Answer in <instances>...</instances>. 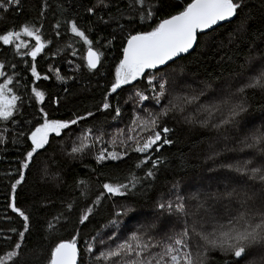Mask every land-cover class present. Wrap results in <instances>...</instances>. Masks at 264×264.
<instances>
[{"label": "trees", "instance_id": "trees-1", "mask_svg": "<svg viewBox=\"0 0 264 264\" xmlns=\"http://www.w3.org/2000/svg\"><path fill=\"white\" fill-rule=\"evenodd\" d=\"M161 2L163 6L156 13V18L143 24L128 18L127 0H111L108 8L98 10L96 14H89L86 9L96 4L97 0H21L19 12L13 9L7 14L0 13L3 16L0 19V33L8 29H19L25 23L41 29L47 47L38 55L35 63L38 72L49 77L48 80L41 79L33 85L29 71L33 63L31 57L16 56L12 46L0 44V63L6 65L7 74H12L13 71L19 74L17 79L20 80L21 87L16 92L23 100L15 124L0 121V135L4 136V143H0V254L10 249L11 244L19 239L17 233L23 231L22 219L7 205L13 195L11 184L19 178V163L31 143L26 137L39 118V108L44 107L52 118L64 120L76 116L87 117L88 112L93 113V116L72 126V132L91 128L94 134L102 130L106 132L115 122L129 124L132 111L131 107L124 104V95L121 92L111 94L109 102L112 108L109 110L101 109L103 97L114 79L115 66L122 56L121 49L129 32L148 30L159 19L178 11L172 5L182 4L183 0ZM45 3L47 7H43ZM118 9L125 10V14L121 16ZM68 20H75L85 31L91 28L89 35L94 42L101 39V45L96 47L104 55L96 70L87 69L84 60L86 46L66 31ZM58 21L60 37L55 36V25ZM23 39L29 44L35 43L28 37ZM109 40L112 41L110 46L103 47ZM69 44L71 47H68ZM259 54L264 56V0H243L238 17L207 35H199L195 51L169 65L164 72L179 70V73L195 83L194 88L206 90V96L214 99L221 89L235 84L239 74L249 76V66L254 65L253 61ZM12 64L16 65L15 69L11 67ZM50 65L53 68L51 72ZM77 65H80L79 69ZM55 69H59L60 75L67 79H57ZM153 71H149L148 75ZM160 73L163 72H156L157 75ZM146 81L147 76H144V87L147 85ZM0 82H3V78H0ZM32 86H38L44 91L43 104H36L34 99H30ZM202 99L206 98L202 96ZM208 103L210 101H206ZM152 106L156 107L154 112L161 108L153 102ZM116 107L121 109L118 117L114 111ZM247 107L248 112L243 120L249 122V127L264 125V92L249 90ZM188 118L197 122H186L185 117L180 116L177 111L170 112L168 117L162 119L161 126L173 130L167 134L173 144L164 145L159 152H149L148 155L152 158L162 159L156 178L151 182L142 179L125 196H112L104 192L103 184L127 183L131 173L143 178L144 171L151 164L146 167L142 165L141 168H136V164L144 154L129 151L120 159H106L98 163L90 155H67L70 149L65 150L62 147L67 135L56 137L48 153L39 157L30 170H24L25 178L17 186L15 203L30 216V230L25 233L24 240L20 241L21 259L26 264H37L36 258L42 251L46 254L52 243V236L57 239H70L77 234V230L80 232L78 246L83 250L84 239L81 237L91 239L98 232L106 234L112 226L109 221L114 218L117 206L126 205L134 210L136 227L144 222L141 217L155 219L151 217L153 210L156 215L159 214L155 200L158 196L169 197L172 182L178 184L181 195L200 192L203 198V194H216L207 200L205 209L201 210L202 214L208 216L220 215L223 218L229 213H235L239 207L237 201H230L222 196L233 189L246 191L252 197L250 203L258 205L264 200V191L258 183L241 179L226 167L249 158H253L254 164L260 163L256 149L243 148L239 143L238 137L242 138V134L238 129L202 127L196 117ZM81 181L84 183H80ZM101 193L104 194L100 202L94 203ZM174 195L175 193L170 196ZM68 204L73 206L70 213L66 209ZM89 206L93 211L89 214L88 221L80 225L79 216ZM59 213H64L66 217L61 221L63 226H58L55 233L49 234L47 221ZM167 221L173 223L175 218ZM11 228H16L17 233L9 231ZM6 236L12 240H5ZM226 259L228 257L221 252L214 251L209 253L208 264H225ZM250 261L253 264H262L261 260L256 262L249 256L242 259L241 264H249Z\"/></svg>", "mask_w": 264, "mask_h": 264}, {"label": "snow or ice", "instance_id": "snow-or-ice-1", "mask_svg": "<svg viewBox=\"0 0 264 264\" xmlns=\"http://www.w3.org/2000/svg\"><path fill=\"white\" fill-rule=\"evenodd\" d=\"M20 4L21 0H0V13L7 14L13 9L19 12ZM110 4L111 0H97V3L88 7L86 11L89 14H96L98 10L108 8ZM162 6L161 0H127L126 10L131 21H139L143 24L155 19L156 13ZM172 6L179 10L159 19L148 30L129 32L121 49L122 56L115 66L114 79L103 97L101 109L109 110L112 108L109 102L111 94L117 93L122 86L132 85L134 81L147 76L148 89L152 95L148 96L142 91H136L135 96L138 101L151 100L159 106L168 98L167 105L161 107L159 111L144 109L147 113L146 117L133 118L132 124L136 125L140 132H146V136L137 138L133 135L136 129L131 126L128 127L126 136L124 130L118 129V135L125 136V139L120 141L121 151H108L102 148L96 155L95 158L99 163L106 159H120L129 151H133L144 154L136 164V168L151 164V167L144 171L143 178L131 173L127 183L103 184L104 192L112 196H125L141 183L142 179L151 182L156 178L162 159L161 157L152 158L148 154L150 151L159 152L164 145L173 144L167 135L173 130L167 126H161L162 119L168 117L170 112H185L188 106L196 104L200 96L205 94L204 90H201L193 95L170 96L169 87L175 81L172 74L164 72V69L169 66L170 62L175 63L181 54L189 53V50L193 49L197 43L199 35H207L209 31H215L222 22L230 23L238 17L243 7V0H183L182 4ZM43 7H47V4L45 3ZM118 11L121 16L125 14V10L118 9ZM43 14L41 11V15ZM2 18L3 16L0 15V19ZM59 28L58 21L55 25L56 37L61 35ZM66 31L83 42L86 46L84 56L86 67L88 70H96L104 55L100 48L96 47L101 45V39L98 38L94 42L89 35L92 29L89 28L87 31L81 29L75 20L67 21ZM23 37L34 40V45L29 44ZM111 42V40L107 41L103 47L110 46ZM48 43H51V40H48ZM0 44L12 46L16 56L31 57L33 63L29 71L33 78V85L41 79H49L47 75L42 76L38 72L35 63L38 55L47 47L40 28L25 23L19 29L5 30L0 33ZM68 47H71V44ZM22 49L25 51L22 52ZM11 67L15 69L16 65L12 64ZM76 67L79 69L80 65ZM149 70L155 71L148 75ZM49 71H53L51 65ZM249 71H254V74L247 77H244L242 73L239 74L237 82L229 85L228 88L221 89L210 103L197 105L196 117L202 127H212L218 130L221 128L238 129L242 134V138L238 137L239 143L243 148L256 149L259 152L260 163L254 164L253 158H249L238 161L235 165L228 164L226 167L234 171L239 178L258 183L264 191V125L250 128L249 122L243 120V116L248 112L249 90L264 92V62L258 69H254V66L250 64ZM55 72L57 79L62 81L67 79L60 75L59 69H55ZM156 72H164V74L157 76ZM18 75L15 71L7 74L6 65L0 63V78H3V82H0V121L16 123V115L23 105L22 98L16 92L21 87L20 80L17 79ZM30 91L32 93L30 99H34L36 104H43L44 91L38 86H32ZM114 111L117 117L120 116L119 107L114 108ZM91 116L93 113L88 112L87 117ZM38 117L27 134L26 138L31 143L19 163L17 170L19 178L11 184L13 195L11 202L7 205L22 219L23 231L17 233L16 228L9 229L17 233L19 239L11 244L10 249L0 254V264H26V261L21 259L22 244L20 241L24 240L25 233L30 230V216L15 203L17 186L25 178L24 170H30L39 157L48 153L56 137H62V134L71 136L72 126L87 118L86 116H76L69 120L52 118L44 107L39 108ZM138 120L142 123L138 124ZM185 120L189 123L197 122L188 117H185ZM25 123L31 124L32 121H25ZM91 133V128L83 129L80 132V142H74L66 154L74 157L75 154L84 153L96 143L102 142L103 133L101 132L100 135L93 137L92 143L89 144L87 141ZM21 135L24 133L21 132ZM0 143H4L3 135H0ZM109 143L116 147L115 139L110 140ZM176 189L177 185L173 184L174 197H161L155 207L159 213H166L169 218L174 217L173 228H178V230H167V226L163 224L157 230L159 217H156L153 220L139 223L131 231L125 225L121 232L112 231L110 234L98 232L91 239L81 237L84 239L83 250L78 247L79 230L70 239H57L52 236V243L46 254L42 251L36 258L37 264H208L209 253L214 251H219L228 257L225 264H241L242 259L254 254L258 255L264 264V200L258 205L250 203L252 197L248 196L243 189L225 192L222 196L230 201L236 200L239 207L234 214L229 213L223 218H218L201 213V210L206 207L207 200L216 194H203L202 198L200 192H193L185 196ZM103 194L98 195L94 203L98 204ZM72 208V204L66 206L69 213ZM92 211L91 206L83 210L78 223L84 225ZM132 211L134 210L126 205L121 206L109 223L119 224V218L127 216ZM134 218L130 217V219ZM64 219H66L64 213H59L48 220L46 228L49 234L55 233L58 226L62 227L61 221ZM125 232L128 234L125 235ZM4 239L12 240L8 236ZM249 264L253 262L250 261Z\"/></svg>", "mask_w": 264, "mask_h": 264}, {"label": "rangeland", "instance_id": "rangeland-1", "mask_svg": "<svg viewBox=\"0 0 264 264\" xmlns=\"http://www.w3.org/2000/svg\"><path fill=\"white\" fill-rule=\"evenodd\" d=\"M260 56L256 57L255 60L253 61L254 63V69H258L259 66L261 65L262 62H264V56L263 54H259ZM169 74H172V78L174 79L175 83L171 84L169 87V93L170 96H184V95H193V94H197L199 93L201 90L198 87L194 88V82L191 80H188L186 77H184L181 73H179V70H175V72L168 70L166 71ZM163 73L160 74H156L157 76L163 75ZM254 74V71H251L249 75ZM151 75V74H149ZM247 77V76H245ZM143 78L138 79L137 81H134L132 85H125L122 86L121 89L117 90V93L114 94H118V93H122L124 95V104H126L127 106L131 107V111H132V120L129 124H122L121 122H115L114 124H112V126L106 131L104 132L102 131H98L96 133H91L89 139H88V143L91 144L92 143V138L100 135V133H103V140L100 143H96L94 147H90L89 149H87L84 153H80L78 155H90L92 157H96V155L99 153L100 149L102 148H106L108 151H116L119 152L121 151V146H120V141L122 139H125V136L128 134L127 133V129L129 126L133 127L134 129H136V131L133 133V135H136L137 138L146 136L147 133L146 132H140L139 128L136 125L132 124L133 118L134 117H146L147 113L144 111V109H149L151 111H154L156 109V107L154 108L152 106V102L151 100L149 101H144V102H140L138 101V98L135 96L136 91H142L144 92L145 95L151 96L152 93L151 91L148 89V85H146L145 87L142 85V81ZM147 83V81H146ZM130 86V87H128ZM205 94L202 95L204 96V98L206 99H202V96H200L199 100L196 102V104H193L191 106H188L186 111L181 113L179 111L178 114L182 117H196V112H197V105H206V101H212L213 98L211 97H207L206 96V90H204ZM154 103V102H153ZM168 103V98H166L164 101H162L160 107H164L165 105H167ZM176 113V111L174 112ZM197 118V117H196ZM137 123H142L141 120H138ZM118 129H122L124 130L125 136H120L118 135L117 130ZM80 130H78L77 132H72L71 136H68L64 139V144L62 145L63 149L68 150L73 146V143H79L80 142ZM115 139V143H116V147H114L111 143H109L110 140ZM175 184L174 182H172L170 189H172V185ZM177 185V189L176 191H179V186ZM232 191V190H231ZM173 192L171 190L170 195H172ZM164 198H168L166 196H164ZM160 199V197L158 196L157 199L155 201H158ZM121 208V206H117L115 208V212L118 211ZM159 212V211H158ZM134 211L129 212L127 216H121L119 218L120 223L117 225H112L106 232V234H110L112 231H117V232H121L123 231L125 225L127 227V229L129 231L134 230L136 227V220L134 219H130V217H134ZM157 213L155 212V210H153V215L151 216L152 218H156L159 217V220L157 221V225H158V229L160 228V226L166 225L167 226V230L170 231H174V230H178V228H173V223L168 222L167 220H169L170 218L167 216V214H161L159 213L158 215H156ZM225 215V214H224ZM138 216V213H137ZM217 217V216H216ZM218 218H220V215L218 216ZM141 219L145 221H148V219H146V217H141ZM125 235H127L128 233L125 232ZM249 257H251L252 259H254V261L258 262V255H250Z\"/></svg>", "mask_w": 264, "mask_h": 264}, {"label": "water", "instance_id": "water-1", "mask_svg": "<svg viewBox=\"0 0 264 264\" xmlns=\"http://www.w3.org/2000/svg\"><path fill=\"white\" fill-rule=\"evenodd\" d=\"M226 23H229V22H222L221 23V25H223V24H226ZM220 25V26H221ZM219 26V27H220ZM218 28V27H217ZM209 32H211V31H209ZM208 32V33H209ZM198 39H199V36H198ZM197 44H198V40H197V43L194 45V47H193V49H190L189 50V53H185V54H181V57L180 58H177L176 59V61H178V60H180L181 58H184V57H187V56H189L190 54H192L194 51H195V49H196V47H197ZM172 63L170 62V64L169 65H171ZM99 66V65H98ZM149 71H153V70H149ZM79 247V246H78Z\"/></svg>", "mask_w": 264, "mask_h": 264}]
</instances>
